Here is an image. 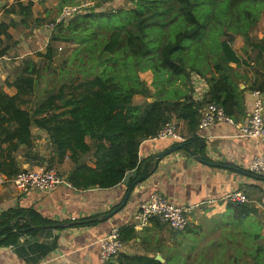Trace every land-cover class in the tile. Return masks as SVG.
<instances>
[{
    "label": "trees",
    "instance_id": "trees-1",
    "mask_svg": "<svg viewBox=\"0 0 264 264\" xmlns=\"http://www.w3.org/2000/svg\"><path fill=\"white\" fill-rule=\"evenodd\" d=\"M56 1L60 11L79 0ZM95 1L89 11L55 27L45 51L35 55L39 63L24 59L14 66L4 83L15 89L14 95L5 94L0 86V174L12 178L22 170L18 157L25 163H43L33 152L31 130L36 128L47 134L59 159L67 157L73 164L66 178L71 188L109 189L129 172L141 182L151 169L141 173L139 146L153 139L165 123H174L180 135L177 123H184L190 136L183 150L191 153L203 106L188 95L191 73L205 77L211 64L204 104L221 106L230 118L244 92L238 89L240 78L230 63L246 67L253 63L249 89L264 92V37L250 36L260 16L247 23L250 15L241 11L258 0H133V8L116 10L101 9V3L111 0ZM14 3L5 12L21 19L0 23V37L6 41L11 39L9 28L32 18L33 1ZM114 18L119 27L113 26ZM235 34L243 37L249 62L231 48ZM53 43L70 47L58 66L53 65ZM6 51L8 46L0 49V58ZM145 71L153 74L154 93L140 78ZM178 81L185 90L175 86ZM161 87L168 88L164 98L159 96ZM136 95L144 101L135 104ZM153 97L154 102L147 101ZM227 210L236 221L254 212L248 204L236 202L228 203ZM39 223L32 211L2 214L0 229L6 235L0 245L33 233ZM129 236L130 229L120 230L123 242ZM125 258L120 254L114 263L105 264L143 260L129 258L127 263ZM145 264L158 262L147 259Z\"/></svg>",
    "mask_w": 264,
    "mask_h": 264
},
{
    "label": "crops",
    "instance_id": "crops-1",
    "mask_svg": "<svg viewBox=\"0 0 264 264\" xmlns=\"http://www.w3.org/2000/svg\"><path fill=\"white\" fill-rule=\"evenodd\" d=\"M27 1L21 2L25 4ZM31 1L32 18L25 25L16 24L9 28L10 40L0 37V49L8 46V51L0 58V86L9 96L15 94L13 87L4 84L11 77L9 62L35 61V53L45 50L51 35L47 28L51 21L42 22L39 18L55 15V19L57 16L50 12L56 7V0ZM132 1L111 0L110 3L112 7L116 4L119 8L130 9L134 7ZM13 4L12 0H0V23L20 22V17L5 12ZM36 7L42 10L36 12ZM24 32L28 36H24ZM250 36L256 40L264 37V11ZM36 46L38 48L34 49ZM244 47L243 37L235 34L231 43L233 51L241 57ZM229 66L240 78L238 89L244 91L239 107H233L231 119L236 125H243L254 103L249 89L252 72L250 67L242 64L230 63ZM212 72L210 65L205 77L196 73L190 75L188 95L193 101L203 103L200 113L207 104L204 103L209 92L205 78H209ZM140 78L154 93L152 72L140 73ZM175 86L185 90L179 81ZM159 90V96L163 98L169 94L168 88ZM143 101L140 95L133 97L135 104ZM177 127L182 137L189 138L183 122H178ZM31 136L33 152L43 162L38 163L55 167L66 180L73 168L71 161L56 156L43 130L33 128ZM195 136L191 153L180 149L161 159L156 158L158 154L178 143L154 138L143 141L139 146V160L143 161L140 171L151 170L141 182L135 179V172L127 173L134 184L131 189L121 182L109 189L76 190L59 185L48 192L35 189L17 192L10 182L0 183V216L7 212L32 211L40 222L33 233L21 234L16 242L0 245V264H105L100 260L99 241L115 227L131 230L121 253L127 263L129 258H143L141 264L147 259L158 264H264V178L250 173L247 168L254 156L264 160V141L239 137L236 126L221 122L204 129L197 127ZM196 156H201L204 162L197 161ZM17 159L22 169L37 165L36 162L25 163L21 157ZM237 191L245 194L249 200L247 204L254 209L251 215L240 221L228 216V202L223 200L226 195ZM153 193H159L175 206L191 207L186 230L172 231L157 220H151L144 228L134 227L140 205ZM114 210H117L115 214L104 219ZM249 218L254 223L251 226ZM5 235L0 229V240ZM249 238L254 240L250 249L253 254L248 253L246 246ZM236 251L239 253L235 254Z\"/></svg>",
    "mask_w": 264,
    "mask_h": 264
},
{
    "label": "built area",
    "instance_id": "built-area-1",
    "mask_svg": "<svg viewBox=\"0 0 264 264\" xmlns=\"http://www.w3.org/2000/svg\"><path fill=\"white\" fill-rule=\"evenodd\" d=\"M94 6L95 2L92 0H79L74 4L63 6L56 18L47 25L50 34L59 23H65L76 14L85 13ZM58 50L60 51L61 48L59 47ZM252 95L254 97L253 107L243 125H236L224 113L221 106L210 103L201 110L198 129L208 128L216 122H221L236 126L239 130V137L264 141V94L259 91H252ZM154 139L171 140L178 144L187 140L176 132L175 124L172 122L165 123L158 130ZM247 168L250 173L264 178V160L261 157H252ZM5 182H10L17 192H26L28 189L48 192L59 185L70 187L69 183L59 175L54 167L43 164L24 168L9 180L0 175V183ZM223 200L228 203H249L245 194L240 191L226 195ZM191 210V207L188 206H175L159 193H153L147 201L140 205L134 227L144 228L151 220H157L172 231L182 232L188 227V216ZM124 246L125 243L120 237V230L116 227L111 228L109 233L99 241L100 260L106 263L115 259L123 252Z\"/></svg>",
    "mask_w": 264,
    "mask_h": 264
},
{
    "label": "rangeland",
    "instance_id": "rangeland-1",
    "mask_svg": "<svg viewBox=\"0 0 264 264\" xmlns=\"http://www.w3.org/2000/svg\"><path fill=\"white\" fill-rule=\"evenodd\" d=\"M94 2H96L95 0H93ZM127 1H129V0H125V3L127 2ZM262 0H258L257 2H254L253 4H248L247 5V7H246V9H241V11H242V13L244 12V11H247V13H249V17L246 19V21L245 22H247V23H249L250 21H251V18H257V17H259V16H261V14L263 13V11H264V9H263V4H262V2H261ZM69 5H71V4H69ZM119 7L120 6H118V5H114V7H112V3H110V2H107V3H101V9H105V10H116V9H119ZM36 12L37 11H40V10H42L40 7L38 8V7H36L35 9H34ZM50 12L51 13H53V14H58L59 13V8L56 6V7H54L53 9H50ZM236 12V11H235ZM54 17H55V15H51L50 17H48V18H46V19H42V18H39L42 22H49V21H53V19H54ZM32 20H34V19H32ZM112 21H113V26H115V27H119L120 26V23H119V21H118V19L117 18H114V20L112 19ZM34 24H35V22H34ZM24 36H28L27 35V33L26 32H24ZM172 37V36H171ZM254 39V38H253ZM255 40V39H254ZM244 46H245V43H244ZM52 47H53V49H54V57H53V59H54V63H53V65L54 66H58L59 65V63H60V61L68 54V52H69V50H70V47L69 46H67V45H65L64 43H53L52 44ZM61 48V50L59 51L58 50V48ZM36 48H38L37 46L34 48V49H36ZM35 51V50H34ZM45 50H43V51H41L42 53L44 52ZM36 54V53H35ZM243 56H241L244 60H247L248 62L250 61V59H248L247 57H246V55H245V52L243 51ZM35 58V61L37 62V63H39L40 62V60H39V58H37L36 56L34 57ZM30 60V59H29ZM31 60H33L34 61V59H31ZM21 60H18V61H15V60H11L9 63L12 65V67H11V73H10V75L12 74V72H13V68H14V66H15V62H17V63H19ZM200 66H199V68H201V64H199ZM211 65V64H210ZM253 66V63H252V65H251V67ZM49 78H48V82H50V87H52V84H53V81H51V77L50 76H48ZM44 85H45V83H44V81L42 80V82H41V89L44 87ZM53 167V166H52ZM55 168V167H54ZM56 169V168H55ZM57 170V169H56ZM228 216H231V214L229 213L228 214ZM232 218V217H231ZM250 219H252V218H249V220H248V224H249V226H251V225H253L252 224V220H250ZM249 236H252V233H249ZM253 242H254V240L253 239H250L249 238V240L246 242V246H247V248L249 249V251H248V253L249 254H253V251H251L250 249L254 246V244H253ZM239 252H235V254H238Z\"/></svg>",
    "mask_w": 264,
    "mask_h": 264
},
{
    "label": "water",
    "instance_id": "water-1",
    "mask_svg": "<svg viewBox=\"0 0 264 264\" xmlns=\"http://www.w3.org/2000/svg\"><path fill=\"white\" fill-rule=\"evenodd\" d=\"M12 1H13V2H17V1H22V0H12ZM147 101H148V102H154L155 99H154V98H148ZM180 149H183V143H181V144H175V145L169 147L168 149H166V150L163 151L162 153L158 154L156 158H157V159H161L162 157H164V156L170 154L171 152L176 151V150H180ZM195 159H197V161L204 162L201 156H200V157H199V156H196ZM44 165L47 166L48 164L45 163ZM26 168H27V167H26ZM130 181H131V179L129 178V174H126L125 177H124V179H123V181H122V183H123L127 188L131 189V188L134 186V184H131ZM125 201H126V197H125V199H124V201H123L122 204H124ZM116 212H117V210H114V211H112L111 213H109L108 215H105V216H104V219H108V218H110V217H111L113 214H115ZM111 262H112V260H111Z\"/></svg>",
    "mask_w": 264,
    "mask_h": 264
}]
</instances>
